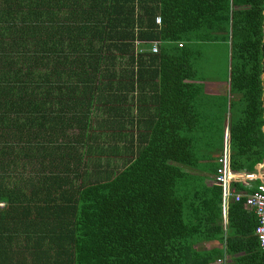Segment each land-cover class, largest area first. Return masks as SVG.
Returning a JSON list of instances; mask_svg holds the SVG:
<instances>
[{"label":"trees","instance_id":"trees-1","mask_svg":"<svg viewBox=\"0 0 264 264\" xmlns=\"http://www.w3.org/2000/svg\"><path fill=\"white\" fill-rule=\"evenodd\" d=\"M263 11L1 0L0 264H264L256 215L231 202L226 217L214 183L227 125L231 168L264 162ZM223 41L215 96L194 45Z\"/></svg>","mask_w":264,"mask_h":264},{"label":"built area","instance_id":"built-area-1","mask_svg":"<svg viewBox=\"0 0 264 264\" xmlns=\"http://www.w3.org/2000/svg\"><path fill=\"white\" fill-rule=\"evenodd\" d=\"M157 17L156 22L161 23ZM140 42H137V45ZM151 50L158 51L159 41L151 43ZM183 44L180 43V46ZM218 168L214 176V183L222 189L223 213L227 212L231 202H243L248 211L253 212L257 218L255 234L260 247L264 250V162L258 163L253 171H236L231 168L230 130L227 125L223 153L218 157ZM240 186V188L238 187ZM5 203L0 201V209ZM229 256L220 258L217 263H226Z\"/></svg>","mask_w":264,"mask_h":264},{"label":"rangeland","instance_id":"rangeland-1","mask_svg":"<svg viewBox=\"0 0 264 264\" xmlns=\"http://www.w3.org/2000/svg\"><path fill=\"white\" fill-rule=\"evenodd\" d=\"M194 51L192 63L201 77L207 80L218 79L227 82L230 62L227 42L195 44Z\"/></svg>","mask_w":264,"mask_h":264},{"label":"crops","instance_id":"crops-1","mask_svg":"<svg viewBox=\"0 0 264 264\" xmlns=\"http://www.w3.org/2000/svg\"><path fill=\"white\" fill-rule=\"evenodd\" d=\"M14 34H15L16 37H18L17 32H14ZM9 56L16 57L15 54H12V53H9ZM7 66L11 68L12 72L15 69H17V67L14 68V67H12V66H10L8 64H7ZM21 73L22 72L19 71L18 77L21 76ZM7 76H8V74H7ZM204 85H205V92L208 93V94H211V95H215V96H217V95L221 96V95L228 94V91H229L228 82H224V81H221V80H218V79H216V80L215 79L214 80H206V81H204ZM6 205L9 206L8 203ZM7 206L4 209H7Z\"/></svg>","mask_w":264,"mask_h":264},{"label":"water","instance_id":"water-1","mask_svg":"<svg viewBox=\"0 0 264 264\" xmlns=\"http://www.w3.org/2000/svg\"><path fill=\"white\" fill-rule=\"evenodd\" d=\"M263 14H264V11H263ZM262 78H263V95H264V72L262 74ZM263 131H264V125H263Z\"/></svg>","mask_w":264,"mask_h":264},{"label":"clouds","instance_id":"clouds-1","mask_svg":"<svg viewBox=\"0 0 264 264\" xmlns=\"http://www.w3.org/2000/svg\"><path fill=\"white\" fill-rule=\"evenodd\" d=\"M0 25H1V23H0ZM6 207V203H5V206H4V208Z\"/></svg>","mask_w":264,"mask_h":264}]
</instances>
